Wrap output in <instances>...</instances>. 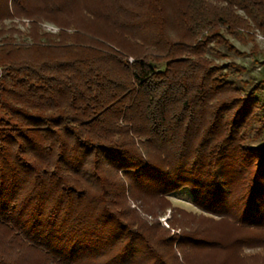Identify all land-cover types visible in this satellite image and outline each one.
I'll list each match as a JSON object with an SVG mask.
<instances>
[{
	"label": "trees",
	"instance_id": "trees-1",
	"mask_svg": "<svg viewBox=\"0 0 264 264\" xmlns=\"http://www.w3.org/2000/svg\"><path fill=\"white\" fill-rule=\"evenodd\" d=\"M250 31L264 33V0H0L4 248L44 264H264V73L210 58L243 54L229 38ZM183 190L200 213L172 205Z\"/></svg>",
	"mask_w": 264,
	"mask_h": 264
},
{
	"label": "rangeland",
	"instance_id": "rangeland-1",
	"mask_svg": "<svg viewBox=\"0 0 264 264\" xmlns=\"http://www.w3.org/2000/svg\"><path fill=\"white\" fill-rule=\"evenodd\" d=\"M5 24L9 25L8 22ZM27 24L28 22L25 20L23 21L18 20L16 21V24H15L16 29H18L20 33V35L16 34L15 36L18 37V40H21V41L23 40V42L29 41L27 37V30H28ZM42 28L45 31L50 32V33H57L59 31L57 27L49 23L43 24ZM90 28H95V27H90ZM248 33H249L248 37L242 35L240 37H234V38L230 37L229 38L230 42L234 45V47L240 53H243V54L232 56L229 58V60L218 59V58L214 59L213 57H210L211 60H214L216 64H220V65L225 64V63L234 62L238 65L245 66L246 68L250 70H255L253 74L254 75L259 74L260 76V73H264V65H261L257 61V59H259L260 61L264 60V33L259 32V31H250ZM260 52H262L263 54L260 55L259 54ZM129 60L132 61L133 59L130 57ZM3 118H4V113L0 109V119H3ZM170 200L174 207L183 209L187 212L200 213V211L192 205V196L188 190H183L179 194H176L170 197ZM132 207H135V205H133ZM155 211L158 212L160 216L154 219H152L151 217H147L145 214H141V215L142 217H145V218L147 217L149 221H153V220L159 221L161 227L165 228L166 230H169L170 234L180 233L181 229H178L180 227H177L176 224L175 225L173 224L175 222V218L178 219V216L173 214L172 209H164V210L158 209V211L155 209ZM180 223H181L180 225L189 224V222L187 223L185 221H180ZM171 226L173 228H171ZM212 228L215 230L220 229L217 227H212ZM158 232L162 234L161 230L156 231V234H158ZM4 243H5V239H3L0 235V253L4 258H6L7 261L12 262L13 264H44L33 253H25V254L20 255L12 251V249H10V251L6 250L4 248ZM157 246L159 248L161 247V245L159 244H157ZM174 250L176 249L174 248ZM177 253L180 254L179 251ZM259 253H261V250H257V249L255 250L247 249L244 251V254L247 255V257H255L257 255H260ZM182 264H186V263L183 262ZM201 264H220V263H219V260L217 259L215 260L208 259L206 261H202Z\"/></svg>",
	"mask_w": 264,
	"mask_h": 264
}]
</instances>
